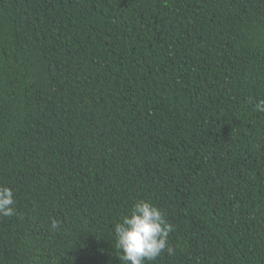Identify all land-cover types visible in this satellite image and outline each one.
Masks as SVG:
<instances>
[{"label": "trees", "instance_id": "obj_1", "mask_svg": "<svg viewBox=\"0 0 264 264\" xmlns=\"http://www.w3.org/2000/svg\"><path fill=\"white\" fill-rule=\"evenodd\" d=\"M264 0H0V264H264ZM53 220L58 227L53 229Z\"/></svg>", "mask_w": 264, "mask_h": 264}, {"label": "clouds", "instance_id": "obj_2", "mask_svg": "<svg viewBox=\"0 0 264 264\" xmlns=\"http://www.w3.org/2000/svg\"><path fill=\"white\" fill-rule=\"evenodd\" d=\"M255 109L264 112V100H260ZM13 189L0 186V216L9 217L15 214ZM53 229L58 222L53 220ZM174 231L165 213L148 200H138L123 218L114 225L116 248L119 260L124 264H149L168 247L169 234Z\"/></svg>", "mask_w": 264, "mask_h": 264}]
</instances>
